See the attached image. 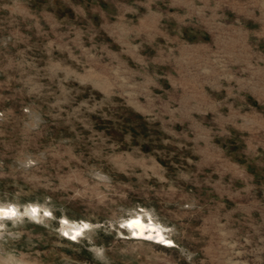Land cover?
Segmentation results:
<instances>
[{
	"label": "rangeland",
	"instance_id": "374dc122",
	"mask_svg": "<svg viewBox=\"0 0 264 264\" xmlns=\"http://www.w3.org/2000/svg\"><path fill=\"white\" fill-rule=\"evenodd\" d=\"M0 202V264H264V0H0Z\"/></svg>",
	"mask_w": 264,
	"mask_h": 264
},
{
	"label": "bare ground",
	"instance_id": "6f19581e",
	"mask_svg": "<svg viewBox=\"0 0 264 264\" xmlns=\"http://www.w3.org/2000/svg\"><path fill=\"white\" fill-rule=\"evenodd\" d=\"M0 208V229L5 228L8 220L17 221L18 219H23L25 215H28L33 218V220L35 219L41 221L50 212L46 207L42 210V207L37 204H30L27 206L26 210L22 211L15 204L0 202ZM10 212H14V215L9 214ZM144 220L149 221V223L143 224L142 221ZM137 221L139 223H134ZM124 222L128 224L136 236L153 238L167 244L173 243L169 230L154 219L151 213L146 210L133 212L132 216L125 218ZM89 225L90 223L85 221L83 223H79L64 217L61 229L68 238L77 240L84 233V230H87L85 228ZM147 229H149L148 234H146Z\"/></svg>",
	"mask_w": 264,
	"mask_h": 264
},
{
	"label": "water",
	"instance_id": "95a60500",
	"mask_svg": "<svg viewBox=\"0 0 264 264\" xmlns=\"http://www.w3.org/2000/svg\"><path fill=\"white\" fill-rule=\"evenodd\" d=\"M1 209V208H0ZM43 210V208H42ZM143 224H147L149 223V221H142ZM123 228H125L129 234V236L133 239H143V240H148V241H152L154 243H157V244H161V245H164V246H167V247H171V246H175V243H172V244H167V243H164L162 241H159V240H156V239H153V238H148V237H141V236H136L134 235L132 229L128 226L127 223L123 222V225H122ZM149 233V229L146 230V234ZM64 237L68 238L65 234H63ZM69 239V238H68Z\"/></svg>",
	"mask_w": 264,
	"mask_h": 264
},
{
	"label": "snow or ice",
	"instance_id": "6c2138e0",
	"mask_svg": "<svg viewBox=\"0 0 264 264\" xmlns=\"http://www.w3.org/2000/svg\"><path fill=\"white\" fill-rule=\"evenodd\" d=\"M9 214L14 215V212H10ZM134 223H139V222L137 221V222H134ZM130 226H134V225H130Z\"/></svg>",
	"mask_w": 264,
	"mask_h": 264
}]
</instances>
